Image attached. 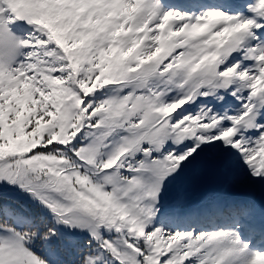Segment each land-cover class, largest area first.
<instances>
[{"label":"snow or ice","instance_id":"snow-or-ice-1","mask_svg":"<svg viewBox=\"0 0 264 264\" xmlns=\"http://www.w3.org/2000/svg\"><path fill=\"white\" fill-rule=\"evenodd\" d=\"M0 264H264V0H0Z\"/></svg>","mask_w":264,"mask_h":264}]
</instances>
